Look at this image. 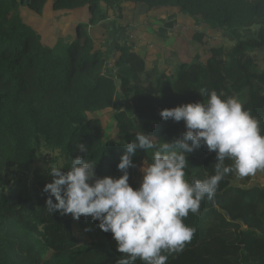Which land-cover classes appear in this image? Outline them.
Returning a JSON list of instances; mask_svg holds the SVG:
<instances>
[{
  "label": "trees",
  "instance_id": "obj_1",
  "mask_svg": "<svg viewBox=\"0 0 264 264\" xmlns=\"http://www.w3.org/2000/svg\"><path fill=\"white\" fill-rule=\"evenodd\" d=\"M48 1L56 12L87 8L91 26L113 21L122 32L130 27L126 10L133 6L156 22L151 33L160 46L170 43L179 19H192L204 31L193 37L190 60L164 67L147 39L124 33L110 53L84 36L80 24L61 59L25 18L43 15ZM213 28L231 36L230 44L207 47L205 30ZM256 50H264V0H0V264H117L122 254L99 221L46 210L42 190L52 177L34 167L43 150L64 168L81 155L98 163V177H119L123 143L138 131L158 141L180 138L184 122L165 121L160 112L203 101L201 88L239 97L264 128V70L249 55ZM107 55L115 57L116 71ZM108 113L115 134L105 128ZM78 142L89 151H76ZM132 158L137 167L129 169V182L135 188L134 176L151 152L137 150ZM187 161L188 178L204 179L214 174L216 153L202 146ZM238 178L227 175L215 199L189 214L185 223L195 235L168 264H264V186Z\"/></svg>",
  "mask_w": 264,
  "mask_h": 264
},
{
  "label": "clouds",
  "instance_id": "obj_2",
  "mask_svg": "<svg viewBox=\"0 0 264 264\" xmlns=\"http://www.w3.org/2000/svg\"><path fill=\"white\" fill-rule=\"evenodd\" d=\"M199 93L203 101L160 112L165 121L184 122L186 131L180 138L158 141L138 131L134 140L123 143L126 152L117 165L122 173L119 177H98V163L81 155L71 157L67 168L50 162L52 182L42 190L47 194L46 210L70 214L77 221L81 216L99 221L98 227L112 233L116 250L122 254L117 264H136L138 260L141 264H168L169 257L182 253L195 235L196 228L186 224V218L198 214L205 199H215L227 175L247 177L264 171L260 119L239 97L207 88ZM202 146L216 153L214 174L188 178L187 157ZM75 150L89 151L80 142ZM137 150L150 151L151 160L144 162L142 180L134 188L129 169L137 167L132 158Z\"/></svg>",
  "mask_w": 264,
  "mask_h": 264
},
{
  "label": "rangeland",
  "instance_id": "obj_3",
  "mask_svg": "<svg viewBox=\"0 0 264 264\" xmlns=\"http://www.w3.org/2000/svg\"><path fill=\"white\" fill-rule=\"evenodd\" d=\"M126 12V21L131 24L129 29L124 32H130L136 39H147L149 46H151V49L153 50V53L157 54L163 60L162 64L164 67L167 65L175 67L180 61L190 60L195 48L193 44V37L197 32L204 31L200 26L195 24L192 19H179L175 28L171 30L172 40H170V43L168 42L167 46H164L165 44L160 46L155 41V34L153 32L151 33L152 24H156V22H150L148 17L143 15L140 17L138 15L139 12L136 11L133 6L130 9H127ZM25 18L32 21V26L34 27L35 32L39 34L43 41L49 46H53L61 59L66 58L68 45L78 38V25H84V36H93L92 28L94 26H91L90 24V13L87 8L72 12H56L52 8V2L48 1L44 8L43 15L40 16L31 13L29 14L30 19L26 15ZM109 22L102 24V27L106 28L112 25V22ZM205 32L206 37L204 40L207 43V47L219 45L227 46L232 40V37L227 33L215 28L211 30H205ZM150 34L152 35L150 36ZM249 55L253 58L255 65L260 70H264V50H256L249 53ZM103 121L106 130L115 134V123L112 119V115L110 113L104 115ZM51 155L52 154H49L47 150H43L40 160L34 166L35 168L39 169L40 173L44 175L48 172V164L50 163L49 159ZM141 180L142 172L140 170L138 174L134 176V181L138 187ZM250 181L264 186V171H258L255 175L240 177L237 179V182L243 185L249 184ZM74 232L78 237H83V234L77 225H75Z\"/></svg>",
  "mask_w": 264,
  "mask_h": 264
},
{
  "label": "crops",
  "instance_id": "obj_4",
  "mask_svg": "<svg viewBox=\"0 0 264 264\" xmlns=\"http://www.w3.org/2000/svg\"><path fill=\"white\" fill-rule=\"evenodd\" d=\"M110 22H112V25H110L109 27L103 28L102 24H101L97 27H93L92 31H93V37L96 38V41L98 42L101 49L103 51L112 53V51L114 50L115 42L120 40V38H123V36H124L123 33H125V32L118 31L117 27L114 26V24H113L114 22L113 21H110ZM115 32H118V33H115ZM114 33H115V35H114ZM135 49H137V45H136ZM106 57L110 58L109 55H107ZM111 58L108 61H110Z\"/></svg>",
  "mask_w": 264,
  "mask_h": 264
},
{
  "label": "built area",
  "instance_id": "obj_5",
  "mask_svg": "<svg viewBox=\"0 0 264 264\" xmlns=\"http://www.w3.org/2000/svg\"><path fill=\"white\" fill-rule=\"evenodd\" d=\"M134 48H136V44H134ZM114 63H115V57L112 58L110 61H108L107 65H108L109 67H111V69H112V68H114ZM114 71H116L115 68H114ZM106 72H108V70H106Z\"/></svg>",
  "mask_w": 264,
  "mask_h": 264
},
{
  "label": "water",
  "instance_id": "obj_6",
  "mask_svg": "<svg viewBox=\"0 0 264 264\" xmlns=\"http://www.w3.org/2000/svg\"><path fill=\"white\" fill-rule=\"evenodd\" d=\"M117 91L118 93L122 91V80L119 78L117 79Z\"/></svg>",
  "mask_w": 264,
  "mask_h": 264
}]
</instances>
